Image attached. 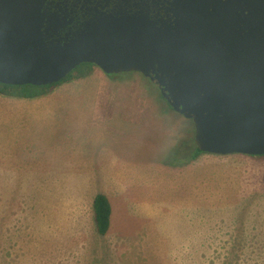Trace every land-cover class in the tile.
Returning a JSON list of instances; mask_svg holds the SVG:
<instances>
[{
    "label": "rangeland",
    "instance_id": "rangeland-1",
    "mask_svg": "<svg viewBox=\"0 0 264 264\" xmlns=\"http://www.w3.org/2000/svg\"><path fill=\"white\" fill-rule=\"evenodd\" d=\"M94 69L112 82L141 81L146 97L156 99L157 113L170 114L180 124L155 125L154 107L149 105L140 117L93 112L89 99L120 98L128 91L118 84L101 88L95 75L54 87L48 94L80 103L48 106L44 121L34 115L23 119V128L15 116L0 123L7 137L12 131L20 140L27 135L22 148L20 142L6 145L7 138L0 143V150H14L0 152V181L12 182L0 184V264H251V258H239L245 249L236 247L246 240L241 228L254 227L257 250H264V158L258 163L253 158L262 156L202 153L207 161L192 168L189 177L150 167L132 169L152 181L121 190L124 174L114 167V156L124 151L145 166L151 161H185L194 150L190 134L187 139L182 130L191 132L192 121L171 110L156 84L141 74L106 75ZM104 107L112 105L100 109ZM137 119L147 125L145 145L136 137L139 130L132 122ZM186 143L188 149L178 158ZM216 180H222L221 192L213 191L219 186L196 185ZM125 193L128 201L121 198ZM97 194L106 195L113 208L104 236L94 223L92 201ZM192 231L194 249L188 247ZM248 236L249 246L251 233Z\"/></svg>",
    "mask_w": 264,
    "mask_h": 264
},
{
    "label": "water",
    "instance_id": "water-1",
    "mask_svg": "<svg viewBox=\"0 0 264 264\" xmlns=\"http://www.w3.org/2000/svg\"><path fill=\"white\" fill-rule=\"evenodd\" d=\"M176 18L100 14L69 27L59 4L0 0V84L52 85L81 64L136 72L192 121L201 153L264 156V0H194Z\"/></svg>",
    "mask_w": 264,
    "mask_h": 264
},
{
    "label": "crops",
    "instance_id": "crops-1",
    "mask_svg": "<svg viewBox=\"0 0 264 264\" xmlns=\"http://www.w3.org/2000/svg\"><path fill=\"white\" fill-rule=\"evenodd\" d=\"M91 75H95L96 78L98 80H100L101 82V88L103 87H108V85L110 86H114V84H118L120 86L121 89H126L128 90L125 93L124 97H120V98H114V97H99V96H95L93 98L92 101H90V99L88 100V104L90 105H94V109L93 112L95 111L96 113L99 111L102 112H108V113H112V112H117V113H121L122 117H130V116H142L141 114H143L144 111H146L147 105L149 106H153V112H152V116H153V121L155 123V125H159L160 123L163 124L164 121L167 122H172L173 124H180V120L178 119H174L170 114H165L162 115L161 113L158 114L157 113V104H156V99H152L150 97H146V92H145V86L141 83V81L136 80L135 78H133V80H131V78H125L126 80H123V82L117 81V82H112L113 80H111L109 77L104 76L103 74H101V72H97V70H93ZM89 77V76H88ZM71 82V81H69ZM69 82H65L62 83L61 85H65ZM59 85V86H61ZM80 99H69V98H63V97H50L48 95L46 96H42V97H38V98H25V97H13V96H7V95H3L0 94V123H8V121H10L14 116V121L15 122H21L19 124L20 128H23L22 126H26V124L24 123L23 119L26 118H31L32 116L36 115L38 118L41 119V121H44L46 119V117L48 116V111H49V107L51 105H60V106H67V105H71L74 104V102H78ZM82 100H80L78 103H80ZM107 105H112L111 108L109 107H104L100 109V106H107ZM96 106V107H95ZM116 107V108H115ZM115 108V109H114ZM27 112V113H25ZM18 113V115H17ZM144 115V114H143ZM175 117V116H174ZM131 121L128 120V122H126L127 126H130ZM134 125V128H138L137 130H139V134L136 135V137L138 138V143L139 144H146V122H142L140 119L137 121L133 120L132 122ZM123 125H125V122L123 121ZM14 126V124H13ZM12 126V127H13ZM140 130H144L143 134L141 133ZM5 131H6V127H0V143L1 140L4 138H7L5 144L6 145H12V144H17L18 142H20L19 147L22 148L25 147V143H26V138L27 135H25L23 140H20L17 138L16 136V132L12 131L13 135H11V133L8 135L9 137H7L5 135ZM11 132V131H10ZM182 133H184V136L188 139L189 138V134L190 137L192 139V144H193V135H194V128H193V124H192V131L189 132V128H186L184 131L182 130ZM183 136V138H184ZM124 137V136H123ZM127 143V142H125ZM9 152L8 154L13 153V149L10 150H0V152ZM26 151V149L18 150L17 152H24ZM74 156L75 159H78V153H79V149L75 150ZM202 154H200L196 159L188 161L186 163H182L181 162H175L172 163L171 165H163L160 163H156L155 161H151L149 166L148 165H144V164H140L139 161L135 160V159H131V157L125 153L124 151L121 152V156H114L113 158V163H114V167L115 168H120L123 171L124 174V178L121 180H118L120 182V184L118 186H122L121 190L123 189H127L128 187L131 186V184H137V183H147L150 182L152 180H148L147 176L144 173V177L140 178V173L139 171L136 172L132 169H139V170H143L146 169L148 167L150 168H155L157 170V172H162V174L164 173H172V174H183V172H185V174H187V176L189 177L191 175L190 170L192 168H194L195 166H202L205 161H207V158H203L205 156H201ZM213 155V154H211ZM237 155V154H235ZM219 156V155H218ZM264 156H262V158L257 157L253 158L255 162L261 163L263 161ZM250 159V158H247ZM242 161H249V160H242ZM247 164V163H246ZM78 167H81L79 163H77ZM144 172V171H143ZM142 176V175H141ZM152 176V175H151ZM6 183H12L9 181H0V184H6ZM122 184V185H121ZM215 185V186H219L217 188H214L213 191L216 192H221L222 187V180H216L212 183H208L206 181H202V182H198L196 185L200 186V189L204 188L207 189L208 185ZM120 190V188L118 189ZM220 190V191H219ZM127 195V196H126ZM106 196V195H105ZM107 197V196H106ZM123 197V200L128 201L129 199V195L127 193L121 195V198ZM108 198V197H107ZM110 203V202H109ZM111 206V204H110ZM118 208H121V205L118 206ZM113 215V208L111 206V218ZM110 218V219H111ZM111 223V220H110ZM110 228V227H109ZM187 230H190V228H188ZM109 231V230H108ZM193 234L191 236V239L188 236V247L190 248V246L194 249L195 248V236H194V231H192ZM242 233H246V240L249 238L248 233H251L250 236V245L248 246L246 240L245 242L242 241L241 245H239L236 247L241 249V251H244V253L240 252V257L239 258H251L250 263L251 264H264V250H262L260 252V250H257V245L256 243L258 242L255 241V238L257 237L255 234H257V231L254 229V227L248 228L247 230H244V228H241ZM108 233V232H107ZM162 237V236H161ZM143 237H141L140 239H142ZM163 239V238H162ZM258 239V237H257ZM177 239H175L176 241ZM186 242V241H185ZM246 249H250V252H248ZM247 263V262H246Z\"/></svg>",
    "mask_w": 264,
    "mask_h": 264
},
{
    "label": "flooded vegetation",
    "instance_id": "flooded-vegetation-1",
    "mask_svg": "<svg viewBox=\"0 0 264 264\" xmlns=\"http://www.w3.org/2000/svg\"><path fill=\"white\" fill-rule=\"evenodd\" d=\"M193 2L194 0H47L50 6L59 4L60 8L70 14L73 22L69 27L76 26L84 20L93 16L97 17L100 14L118 17L146 16L158 26L162 24L172 25L181 8L183 10L191 6ZM221 2L225 3L226 0H221ZM235 13L237 14L239 11ZM233 28L235 31H241L240 25L238 27L235 24ZM229 29L231 30L232 26Z\"/></svg>",
    "mask_w": 264,
    "mask_h": 264
},
{
    "label": "trees",
    "instance_id": "trees-1",
    "mask_svg": "<svg viewBox=\"0 0 264 264\" xmlns=\"http://www.w3.org/2000/svg\"><path fill=\"white\" fill-rule=\"evenodd\" d=\"M94 67L95 66L92 64H81L60 82L52 84V85H47V86H41V87L30 86V85L9 86V85L0 84V94L7 95V96H13V97H25V98H38V97L46 96L52 91L54 87H57L61 85L62 83L73 81L76 79L86 78L90 76L94 70ZM79 68L80 70L75 72ZM169 108L171 109L170 106ZM187 146H188L187 143L183 146L181 145L179 153H178V158H180L179 155L182 156V152H183L182 149L183 148L186 149ZM193 150H194L193 154L189 156L187 160L179 161V162H182L184 164L188 161L196 159L200 154H202L194 146V144H193ZM92 210H93L94 223H95L97 233L100 236L106 235L110 227V218H111V206H110L108 198L104 194H97L92 201Z\"/></svg>",
    "mask_w": 264,
    "mask_h": 264
}]
</instances>
